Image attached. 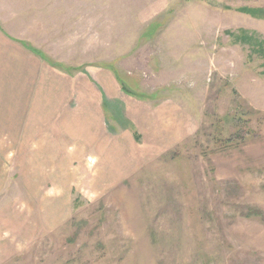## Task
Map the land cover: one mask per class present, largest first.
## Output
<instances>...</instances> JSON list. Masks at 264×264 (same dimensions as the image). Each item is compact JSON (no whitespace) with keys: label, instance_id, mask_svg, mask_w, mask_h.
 Listing matches in <instances>:
<instances>
[{"label":"rangeland","instance_id":"rangeland-1","mask_svg":"<svg viewBox=\"0 0 264 264\" xmlns=\"http://www.w3.org/2000/svg\"><path fill=\"white\" fill-rule=\"evenodd\" d=\"M261 10L0 0V28L71 76L73 114L86 98L92 116L55 130L39 168L8 169L0 264H264V46L231 36L264 43Z\"/></svg>","mask_w":264,"mask_h":264},{"label":"crops","instance_id":"crops-1","mask_svg":"<svg viewBox=\"0 0 264 264\" xmlns=\"http://www.w3.org/2000/svg\"><path fill=\"white\" fill-rule=\"evenodd\" d=\"M38 54L0 28V184L7 185L8 169L23 168V162L39 168L45 162L40 152L52 143L49 137L60 131L62 138H71L70 132H62L64 128L82 129L89 117L86 98L77 114L67 102L71 86L80 85ZM103 85L114 89L109 81ZM79 96H85L82 88ZM25 153L31 156L25 158Z\"/></svg>","mask_w":264,"mask_h":264},{"label":"trees","instance_id":"trees-1","mask_svg":"<svg viewBox=\"0 0 264 264\" xmlns=\"http://www.w3.org/2000/svg\"><path fill=\"white\" fill-rule=\"evenodd\" d=\"M248 9H246V12L247 13H249V14H251V15H257V13H255V11H251V10H248ZM261 11H263V13H264V10H261ZM260 12V11H259ZM260 16H262V15H260ZM256 34V33H255ZM257 35V34H256ZM231 36L234 38V40L235 41H237V42H242V43H246V44H248L249 46H250V48H258L259 47V49L261 50V49H263V46H264V43L263 42H260L254 35H252V34H250V33H248L247 31H245V30H240L239 31V34H236V33H233V34H231ZM33 50V49H32ZM34 52H37V53H39L38 55H40L41 57H44V59L46 60V61H48L49 62V64H51L52 66H55V67H58L59 65L58 64H56V63H53V61H50L47 57H45V56H43V54L42 53H40V52H38V51H36V50H33ZM60 68V67H59ZM122 89H123V91L125 92V93H127V94H129V95H131L130 94V92H129V90L125 87V86H122Z\"/></svg>","mask_w":264,"mask_h":264}]
</instances>
